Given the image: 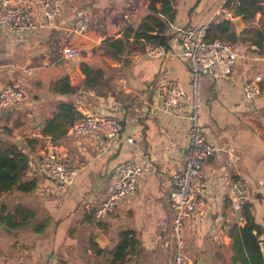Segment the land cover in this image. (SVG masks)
<instances>
[{
  "label": "crops",
  "instance_id": "crops-1",
  "mask_svg": "<svg viewBox=\"0 0 264 264\" xmlns=\"http://www.w3.org/2000/svg\"><path fill=\"white\" fill-rule=\"evenodd\" d=\"M12 1L40 20L44 0ZM58 1L63 11L53 27L25 34L0 27V86L19 88L25 95L22 104L1 111L0 151L16 146L28 155L26 176L36 183L30 193H0V219L11 223L0 221V264H112L108 254L125 231L133 232L139 242L134 252L127 251L125 264L144 263V258L172 264L173 212L168 196L172 175L184 167L189 106L176 116L164 113L156 88L172 81L190 93L179 32L208 28L220 19L232 23L235 41L230 44L238 58L223 81L200 78L204 140L217 151L204 164L208 187L201 213L185 222L184 237L195 264H233L229 231L234 224H245L237 221L231 208L237 179L247 187L245 205L264 239V55L251 45L253 27L260 29L262 23L261 13L234 25L231 13L220 12L228 0H172L164 5L152 0ZM81 9L89 14V26L84 34L73 35L70 24ZM151 15L156 18L148 20L151 27L165 24L166 54L150 58L145 49H126L120 60H113L102 42ZM64 48L76 50L78 57L62 58ZM81 65L100 70L95 86L85 87ZM257 76L262 77L261 93L246 100L243 88ZM63 77H68L75 94H53L54 83ZM58 103H71L77 116L81 107L97 116H114L121 132L114 139L93 133L71 137L69 125L55 108ZM46 121H53L60 133L43 134ZM49 142L58 144L77 168L72 184L63 191L40 165L39 156ZM125 161H135L143 170L135 192L112 213L95 219L93 213L105 198L113 170ZM40 225L45 228L38 233Z\"/></svg>",
  "mask_w": 264,
  "mask_h": 264
},
{
  "label": "built area",
  "instance_id": "built-area-1",
  "mask_svg": "<svg viewBox=\"0 0 264 264\" xmlns=\"http://www.w3.org/2000/svg\"><path fill=\"white\" fill-rule=\"evenodd\" d=\"M62 11L58 0H44L41 18L34 20L31 10L14 5L12 0H0V25L16 34L31 33L37 29L53 27ZM220 12L224 16L230 15L224 4L220 7ZM88 26V12L83 9L76 11L70 24V32L73 35H82L87 31ZM206 31L207 27L202 26L181 29L179 32L180 57L188 66L190 93H186L172 81L162 82L156 88L164 113L176 116L186 105L189 106L186 114L189 125L184 167L172 175L168 196L169 206L173 212L172 264H195L186 248L185 222L195 219L201 213L203 194L208 187L203 167L217 151L213 145L204 140V129L200 120V78L208 76L215 81H223L230 74L238 58L229 42L206 41ZM145 53L150 58H157L164 56L166 49L148 45L145 47ZM61 56L66 60H74L78 57V53L74 49L64 48L61 50ZM25 72L27 75L31 74L29 69ZM261 84V76L248 81L243 88L244 98L252 100L260 95ZM24 100L25 95L21 89L0 86V111H7L17 104H22ZM78 115L80 118L68 127L67 133L71 137L93 133L114 139L121 132V124L114 116H97L88 112L86 107L79 108ZM36 131L40 133L41 128L36 127ZM39 161L41 167L54 180L58 191L66 190L72 184L77 174L76 165L58 144L47 143L39 156ZM142 173V168L135 161L119 164L109 178L105 198L94 211L93 217L104 218L130 197L135 192ZM232 188L234 196L231 199V208L237 213V221L242 223L244 219L241 214L249 200L248 190L241 179L235 180Z\"/></svg>",
  "mask_w": 264,
  "mask_h": 264
},
{
  "label": "trees",
  "instance_id": "trees-1",
  "mask_svg": "<svg viewBox=\"0 0 264 264\" xmlns=\"http://www.w3.org/2000/svg\"><path fill=\"white\" fill-rule=\"evenodd\" d=\"M171 1L152 0V4L162 2L164 5L170 4ZM261 3L262 0H228L224 6L231 13L232 18L240 17L245 22L251 21L257 13H261L262 23L260 29L253 27L254 36L251 37V45L257 48L259 54L264 55V7L261 6ZM150 19L156 20L154 15L148 16L137 27L126 29L119 37H107L102 42V47L107 50V54L113 60H120L126 49L142 51L148 45L167 48L168 37L163 35L165 24L161 23L158 27H151L148 24ZM231 24L225 19L210 24L205 40H226L234 43L235 35L231 31ZM152 32L156 34L152 36ZM80 70L85 76V87H93L97 84L101 76L100 70H94L86 65H81ZM54 84L53 94L71 95L76 93V89L69 86L68 77H63ZM55 108L58 109L67 125L80 118L71 103H58ZM53 132L58 135L59 127L55 126L53 121H46L43 134H53ZM28 169V155L22 153L16 146L0 151V193H10L11 191L30 193L36 183L33 179L27 178ZM243 212L244 226L240 227L234 224L229 231L231 262L233 264H264V240H260L263 230L254 221L248 205L244 206ZM0 221H5L8 225L11 224L6 217H1ZM44 228V225H40L37 232H42ZM118 238L117 246L108 255L112 264H125L127 251L134 252V249L138 248L139 242L131 231L119 233Z\"/></svg>",
  "mask_w": 264,
  "mask_h": 264
},
{
  "label": "rangeland",
  "instance_id": "rangeland-1",
  "mask_svg": "<svg viewBox=\"0 0 264 264\" xmlns=\"http://www.w3.org/2000/svg\"><path fill=\"white\" fill-rule=\"evenodd\" d=\"M223 41H226V40H223ZM226 42H228V41H226ZM229 43H231V42H229ZM232 44V43H231ZM234 45V44H233ZM173 242V241H172ZM170 243H171V240H170ZM172 244V243H171ZM173 246H174V244H173ZM146 256V254L144 253V254H142V257H145ZM172 257H173V255H172ZM131 264H154L153 262H151V261H147V259L146 258H144V263H136V262H133V263H131Z\"/></svg>",
  "mask_w": 264,
  "mask_h": 264
},
{
  "label": "water",
  "instance_id": "water-1",
  "mask_svg": "<svg viewBox=\"0 0 264 264\" xmlns=\"http://www.w3.org/2000/svg\"><path fill=\"white\" fill-rule=\"evenodd\" d=\"M263 7H264V3H263ZM240 19H241L240 17L234 18L233 19L234 25H237L240 22ZM0 27H2V26L0 25ZM0 114H1V111H0ZM260 240H264V239H260Z\"/></svg>",
  "mask_w": 264,
  "mask_h": 264
}]
</instances>
